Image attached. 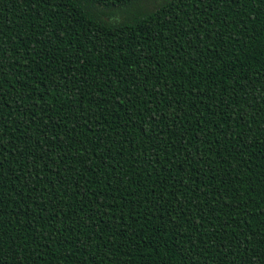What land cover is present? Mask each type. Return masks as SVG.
<instances>
[{"label": "trees", "instance_id": "trees-1", "mask_svg": "<svg viewBox=\"0 0 264 264\" xmlns=\"http://www.w3.org/2000/svg\"><path fill=\"white\" fill-rule=\"evenodd\" d=\"M133 2L0 0V264H264V0Z\"/></svg>", "mask_w": 264, "mask_h": 264}, {"label": "rangeland", "instance_id": "rangeland-1", "mask_svg": "<svg viewBox=\"0 0 264 264\" xmlns=\"http://www.w3.org/2000/svg\"><path fill=\"white\" fill-rule=\"evenodd\" d=\"M164 1L165 0H135L132 4L127 5L125 8H121V10L123 11L124 9H127V13L129 12V14L136 12H150L156 9ZM123 18L124 15L115 16V20H122Z\"/></svg>", "mask_w": 264, "mask_h": 264}]
</instances>
